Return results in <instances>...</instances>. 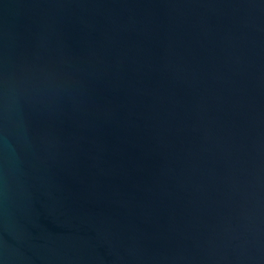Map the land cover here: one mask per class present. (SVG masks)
I'll use <instances>...</instances> for the list:
<instances>
[{"label": "water", "instance_id": "water-1", "mask_svg": "<svg viewBox=\"0 0 264 264\" xmlns=\"http://www.w3.org/2000/svg\"><path fill=\"white\" fill-rule=\"evenodd\" d=\"M0 264H264V0H0Z\"/></svg>", "mask_w": 264, "mask_h": 264}]
</instances>
